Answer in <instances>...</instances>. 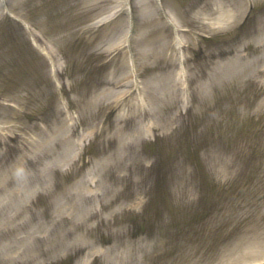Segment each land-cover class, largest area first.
Masks as SVG:
<instances>
[{
  "label": "rangeland",
  "instance_id": "1",
  "mask_svg": "<svg viewBox=\"0 0 264 264\" xmlns=\"http://www.w3.org/2000/svg\"><path fill=\"white\" fill-rule=\"evenodd\" d=\"M239 1L0 0V264H264V0Z\"/></svg>",
  "mask_w": 264,
  "mask_h": 264
},
{
  "label": "bare ground",
  "instance_id": "2",
  "mask_svg": "<svg viewBox=\"0 0 264 264\" xmlns=\"http://www.w3.org/2000/svg\"><path fill=\"white\" fill-rule=\"evenodd\" d=\"M208 11H212V15L219 23L228 22L234 19V13L236 8L232 5H227L225 0H216L214 8H207Z\"/></svg>",
  "mask_w": 264,
  "mask_h": 264
}]
</instances>
